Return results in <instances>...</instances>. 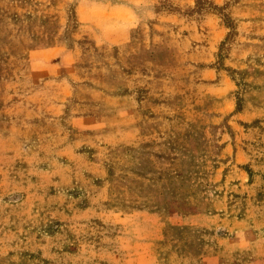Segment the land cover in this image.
<instances>
[{"label": "rangeland", "instance_id": "1", "mask_svg": "<svg viewBox=\"0 0 264 264\" xmlns=\"http://www.w3.org/2000/svg\"><path fill=\"white\" fill-rule=\"evenodd\" d=\"M0 264H264V0H0Z\"/></svg>", "mask_w": 264, "mask_h": 264}, {"label": "crops", "instance_id": "2", "mask_svg": "<svg viewBox=\"0 0 264 264\" xmlns=\"http://www.w3.org/2000/svg\"><path fill=\"white\" fill-rule=\"evenodd\" d=\"M143 245L148 246L150 248L151 245V240L150 239H143ZM152 250H149V252H147L146 257L148 258V261H150V259L152 258Z\"/></svg>", "mask_w": 264, "mask_h": 264}]
</instances>
